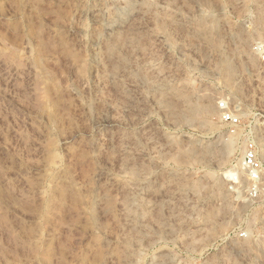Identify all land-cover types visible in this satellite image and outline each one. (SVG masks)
Returning a JSON list of instances; mask_svg holds the SVG:
<instances>
[{
    "label": "rangeland",
    "instance_id": "rangeland-1",
    "mask_svg": "<svg viewBox=\"0 0 264 264\" xmlns=\"http://www.w3.org/2000/svg\"><path fill=\"white\" fill-rule=\"evenodd\" d=\"M258 43L264 0H0V264H264Z\"/></svg>",
    "mask_w": 264,
    "mask_h": 264
},
{
    "label": "built area",
    "instance_id": "built-area-1",
    "mask_svg": "<svg viewBox=\"0 0 264 264\" xmlns=\"http://www.w3.org/2000/svg\"><path fill=\"white\" fill-rule=\"evenodd\" d=\"M253 52L260 60L264 61V43L255 44L253 46ZM217 108L220 111V119L222 122L232 127L237 126L239 118L227 107L225 101L217 103ZM238 168L248 183L247 194L250 197H255L260 180L264 176V159L259 154L254 143H250L243 152L238 161Z\"/></svg>",
    "mask_w": 264,
    "mask_h": 264
},
{
    "label": "bare ground",
    "instance_id": "bare-ground-1",
    "mask_svg": "<svg viewBox=\"0 0 264 264\" xmlns=\"http://www.w3.org/2000/svg\"><path fill=\"white\" fill-rule=\"evenodd\" d=\"M231 67H230V64L229 63H227V64H225V75L226 76H230V74H231Z\"/></svg>",
    "mask_w": 264,
    "mask_h": 264
}]
</instances>
